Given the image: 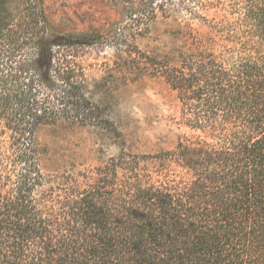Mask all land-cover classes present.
I'll return each instance as SVG.
<instances>
[{"label": "trees", "instance_id": "trees-1", "mask_svg": "<svg viewBox=\"0 0 264 264\" xmlns=\"http://www.w3.org/2000/svg\"><path fill=\"white\" fill-rule=\"evenodd\" d=\"M7 3L0 40L31 42L30 23L22 35L11 30ZM219 4L211 17L192 7L182 23L174 18L172 45L157 48L154 74L176 92L190 132L153 153L44 171L34 131L52 109L40 91H53L66 112L91 113L84 84L67 55L41 46L59 44L55 36H40L41 55L5 56L0 264H264V0ZM31 17L47 29L34 6L18 20Z\"/></svg>", "mask_w": 264, "mask_h": 264}, {"label": "rangeland", "instance_id": "rangeland-1", "mask_svg": "<svg viewBox=\"0 0 264 264\" xmlns=\"http://www.w3.org/2000/svg\"><path fill=\"white\" fill-rule=\"evenodd\" d=\"M220 1L8 0L11 30L22 35L30 23L33 39L0 40V67L10 65L6 55H17L12 60L41 55L34 52L40 36H55L59 44L43 41L41 46L51 55H67L65 65L84 84L80 94L91 109L66 112L53 91L41 89V99H48L52 109L34 131L41 168L62 172L98 166L121 151L153 153L190 132L180 124L176 92L154 74V56L157 48L168 51L172 45L174 18L182 23L192 7L201 16L217 15ZM29 6L43 11L47 29L32 26V17L18 20ZM200 22L196 18L193 25Z\"/></svg>", "mask_w": 264, "mask_h": 264}]
</instances>
